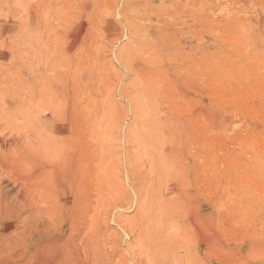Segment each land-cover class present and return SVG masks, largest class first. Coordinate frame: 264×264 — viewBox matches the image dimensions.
Wrapping results in <instances>:
<instances>
[{
    "label": "rangeland",
    "instance_id": "374dc122",
    "mask_svg": "<svg viewBox=\"0 0 264 264\" xmlns=\"http://www.w3.org/2000/svg\"><path fill=\"white\" fill-rule=\"evenodd\" d=\"M263 162L264 0H0V264H264Z\"/></svg>",
    "mask_w": 264,
    "mask_h": 264
},
{
    "label": "bare ground",
    "instance_id": "6f19581e",
    "mask_svg": "<svg viewBox=\"0 0 264 264\" xmlns=\"http://www.w3.org/2000/svg\"><path fill=\"white\" fill-rule=\"evenodd\" d=\"M17 18V17H16ZM15 19V18H14ZM44 20H45V18H44ZM14 21V20H13ZM46 22V21H45ZM20 56V55H19ZM12 57V56H11ZM247 147V146H246ZM258 163V162H257ZM264 163V162H263ZM260 173V172H259ZM243 187V186H242ZM244 214V213H243ZM23 219V218H22ZM3 247V246H2Z\"/></svg>",
    "mask_w": 264,
    "mask_h": 264
}]
</instances>
